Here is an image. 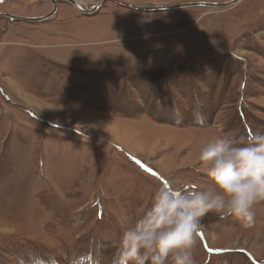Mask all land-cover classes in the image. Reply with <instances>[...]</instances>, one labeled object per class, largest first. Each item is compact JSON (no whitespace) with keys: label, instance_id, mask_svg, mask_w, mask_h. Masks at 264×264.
I'll use <instances>...</instances> for the list:
<instances>
[{"label":"rangeland","instance_id":"374dc122","mask_svg":"<svg viewBox=\"0 0 264 264\" xmlns=\"http://www.w3.org/2000/svg\"><path fill=\"white\" fill-rule=\"evenodd\" d=\"M76 1L101 5L0 15V226L15 228L0 264H111L119 219L162 181L211 184L202 139L264 133V0ZM53 8L0 0L17 16ZM253 211L252 227L205 216L197 264H264V201Z\"/></svg>","mask_w":264,"mask_h":264},{"label":"clouds","instance_id":"9594fccd","mask_svg":"<svg viewBox=\"0 0 264 264\" xmlns=\"http://www.w3.org/2000/svg\"><path fill=\"white\" fill-rule=\"evenodd\" d=\"M194 118L202 123L199 113ZM196 164L211 184L162 181L139 218L119 219L123 230L111 264H197L193 249L208 214L234 216L253 226V206L264 201V133L249 129L244 135L202 139ZM14 231V226H0V234Z\"/></svg>","mask_w":264,"mask_h":264},{"label":"water","instance_id":"95a60500","mask_svg":"<svg viewBox=\"0 0 264 264\" xmlns=\"http://www.w3.org/2000/svg\"><path fill=\"white\" fill-rule=\"evenodd\" d=\"M66 1L74 4L77 8H79L82 11H85L87 13L97 10V8H99V6L101 5L100 3H98L97 5L93 6L90 10H86L76 0H66ZM116 1H118L120 4H123L125 6H129L131 8L153 11V10H165V9L178 8V7H188V6H194V5H205V6H210V7H228V6H232V5L237 4L241 0H230V1H225V2H192V3H184V4H178V5H167V6H163V5L138 6V5L130 4V3L123 2L120 0H116ZM52 2L54 4L53 10L50 13L43 15V16H40V17L17 16V15L8 14V13H0V15L11 17L13 19H20V20H26V21H42V20H45V19H47V18H49L55 14V12L57 10L58 0H52Z\"/></svg>","mask_w":264,"mask_h":264},{"label":"bare ground","instance_id":"6f19581e","mask_svg":"<svg viewBox=\"0 0 264 264\" xmlns=\"http://www.w3.org/2000/svg\"><path fill=\"white\" fill-rule=\"evenodd\" d=\"M121 1V0H120ZM139 6V5H138ZM85 9V8H84ZM81 10V9H80ZM86 10H88V9H86Z\"/></svg>","mask_w":264,"mask_h":264},{"label":"flooded vegetation","instance_id":"af4514ba","mask_svg":"<svg viewBox=\"0 0 264 264\" xmlns=\"http://www.w3.org/2000/svg\"><path fill=\"white\" fill-rule=\"evenodd\" d=\"M84 7V6H83ZM88 10H90V9H88ZM87 13V12H86Z\"/></svg>","mask_w":264,"mask_h":264}]
</instances>
